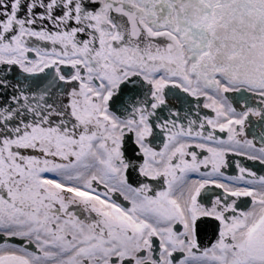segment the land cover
I'll use <instances>...</instances> for the list:
<instances>
[{"label": "snow or ice", "instance_id": "obj_1", "mask_svg": "<svg viewBox=\"0 0 264 264\" xmlns=\"http://www.w3.org/2000/svg\"><path fill=\"white\" fill-rule=\"evenodd\" d=\"M0 264H264V0H0Z\"/></svg>", "mask_w": 264, "mask_h": 264}]
</instances>
